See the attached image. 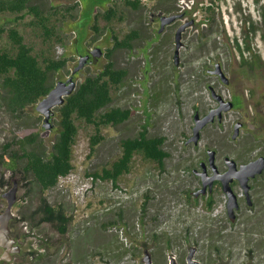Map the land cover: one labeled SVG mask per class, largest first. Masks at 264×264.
<instances>
[{
	"label": "rangeland",
	"instance_id": "1",
	"mask_svg": "<svg viewBox=\"0 0 264 264\" xmlns=\"http://www.w3.org/2000/svg\"><path fill=\"white\" fill-rule=\"evenodd\" d=\"M108 1L41 0L47 8L51 5H77L75 20L68 15L64 21L65 25L68 24L63 28L67 39L65 45L59 44L55 48L57 57L61 56L58 48L63 50L64 56L75 57L72 44L86 37L89 27L94 24L93 15L103 12ZM161 1H145L146 11H125L124 22L110 25L119 36L138 30L142 37L132 53L118 51L115 54L117 66L127 69L129 77L123 89L115 95L113 106L137 109V113L124 125L103 129L106 140L93 158H88V155L94 130L82 126L74 148L75 171L46 194L50 204L62 205L73 216L67 236H61L49 224L33 226L29 218L40 203L38 188L23 180L21 175L7 171L0 163V214L7 207L4 194L12 189L13 180L19 183L12 230L22 252L15 256L14 264H143V252L137 249L138 244L159 245L165 242L166 236L200 244L197 257L207 264H247L248 261L264 264V173L250 183L252 208L244 199L242 187H235L243 207L238 223L229 221L228 196L222 191L214 196L213 211L208 209L205 200L192 204L184 198V189L194 186L188 175L189 169L205 161L207 150L217 152V164L221 168L225 157L241 165L264 156V141L253 142L250 121L239 139L232 141L234 126L242 119L238 111L228 114L223 123L207 127L198 146L188 144L196 112L204 116L214 105L210 87L225 97L246 93L250 104L248 111L251 115L264 117V65L260 63L263 68L253 73L242 65V57L236 47L239 44L245 48L248 39L264 62V41L261 38L264 0H212L217 14L213 27L203 25L198 31L195 25L203 21L205 14L196 12L192 18H182L168 27L160 39H155L150 19L153 13L180 14L190 11L195 2L206 0H175V13L154 10ZM97 3L102 4L95 10ZM209 3L206 1V5ZM13 20L9 14L0 16V25L8 28L14 25ZM29 21L27 18L24 23ZM191 21L195 22L184 35L177 67L174 60L176 30ZM105 26L106 23L100 21V27ZM26 36L30 42L38 43L33 32L28 31ZM109 37V31L102 35L90 31L87 48L99 47L104 51L109 46ZM244 55L249 56L248 53ZM103 63L104 57L98 67ZM217 63L222 64L226 76L232 80L231 88L221 85L208 73ZM75 64L71 62L69 72L56 76V81L72 77ZM87 67L84 74L95 72L91 65ZM83 76L81 73L76 77L77 84ZM147 117L150 118L149 135L167 139L164 149L171 158L165 162V168L136 156L131 173L121 177L117 186L111 182H94L88 177L89 173L102 170L120 158V141L136 137L148 121ZM57 122L55 117L52 123L56 126ZM33 123L34 128L45 135L50 147L55 133L42 131L44 118L36 109L30 110L24 120H14L4 107H0V156L12 140L21 139L32 131ZM143 214L146 215L144 219ZM25 217L27 219L23 220ZM154 254L163 255L164 252L156 251Z\"/></svg>",
	"mask_w": 264,
	"mask_h": 264
},
{
	"label": "trees",
	"instance_id": "2",
	"mask_svg": "<svg viewBox=\"0 0 264 264\" xmlns=\"http://www.w3.org/2000/svg\"><path fill=\"white\" fill-rule=\"evenodd\" d=\"M206 1L210 2L209 5H206ZM206 1L195 2L190 11L183 13L185 18H192L196 12H204L203 21L195 25L198 31L203 25L213 27L216 22L217 14L213 1ZM101 4H95V10L100 8ZM159 4L154 10H166L168 13L177 11L175 0H162ZM76 8L77 5L71 7L51 5L47 8L41 0H0V16L9 14L14 17L12 21L14 25L8 28L0 25V107H4L14 120H24L30 110L36 109L58 83L56 76L69 72L71 62L76 63L74 69L78 66L79 58L89 45L90 31L97 35L108 31L110 33L109 46L104 50L103 65L98 67L99 65L92 64L94 73L84 74L85 69L81 71L79 75L83 73L84 76L80 77L77 90L66 98L62 107L55 109L58 122L56 126L53 124L51 133L55 135L50 147L47 145L45 135L34 128L33 123L31 128L34 129L21 139L12 140L0 156V163L7 171L21 175L23 180L29 181L39 190V206L29 218L33 221V226L49 224L61 236H67L74 218L62 205L50 204L46 194L56 189L61 179L68 178L75 171L74 148L82 126L94 130L89 141L88 155V158H93L106 140L104 128H117L136 116L137 109L113 106L115 95L123 89L129 77L127 69L117 66L115 54L118 51L132 53L135 44L142 37L138 30L119 36L110 25L124 22L125 11L143 13L147 10V5L144 0H109L103 12H95L93 15L94 24L89 27L86 37L83 40L77 39L72 44L74 48L72 54L75 57L70 58L69 55L57 57L55 48L59 44L65 45L67 39L63 28L68 24L65 25L64 21L68 15L75 20ZM27 18H30V21L24 23ZM262 19L264 20V13ZM100 21L105 22L106 26L101 28ZM28 31L36 35L38 43L34 44L27 39ZM254 35H257L256 31ZM247 37L248 35H245V38ZM261 38L264 41V30ZM236 47L240 51L244 67H248L253 73L264 67L260 65V63L264 65V62L256 54L248 39L245 41V48L239 44ZM245 53L249 56L245 57ZM235 106V109L241 110L244 106L243 101L236 98ZM147 119L136 137L120 141L122 151L120 158L102 170L89 173L88 177H92L94 182H111L117 186L121 177L131 173L136 156L163 168L165 162L171 158L164 149L167 139L163 136H150L148 125L150 118ZM251 137L253 142L262 140L253 133ZM211 206L212 202L208 207L212 209ZM26 219L25 217L23 220Z\"/></svg>",
	"mask_w": 264,
	"mask_h": 264
},
{
	"label": "water",
	"instance_id": "3",
	"mask_svg": "<svg viewBox=\"0 0 264 264\" xmlns=\"http://www.w3.org/2000/svg\"><path fill=\"white\" fill-rule=\"evenodd\" d=\"M146 2L153 0H144ZM183 15L175 14L170 16H162L161 18V29L162 33L165 28L172 25L179 19H182ZM193 23H186L182 25L176 34V53L174 56L175 66H179V53L182 48V36L183 33L190 27ZM104 57L103 49L97 47L93 50L88 51L87 56H83L79 59L78 66L74 69L72 77L66 81H59L54 89L49 93V95L43 99L36 107V111L44 118L43 129L46 131H51L53 129L52 120L55 118V109L62 107L66 98L71 96L77 90V82L74 77L80 71L89 66L90 59H92V64L97 65L101 58ZM213 75H218L221 77L225 84H229L230 80L226 76L223 66L221 63L215 65V70L212 72ZM213 97L218 101L219 107L210 110L206 115L202 116L197 112L194 116V128L193 135L189 139L188 144H193L198 146L202 140L203 131L212 126L215 123L221 124L224 121V114L229 113L233 110L234 104L232 102H227L222 96L216 93L214 89L211 90ZM243 128V123L238 122L234 126V133L232 135V141H237L241 136ZM209 163L215 171V177L209 179L205 185L209 184L212 188L213 182L215 180H221L223 184V190L229 198L228 211L232 220H234L235 211L239 209L238 195L235 193L231 184L235 179L240 183V186L245 192L247 201L249 205H252L251 200V180L256 179L264 173V156L257 158L249 163L242 164L240 170H238V164L235 160L230 157L226 158V163L230 168L229 172L225 175H220L217 165L216 156L217 152L214 150H208ZM13 187L7 193L4 194V199L7 202V207L3 213L0 214V248L4 249V254L0 257V264L2 261L11 263L15 260L14 256L19 255L22 252L21 245L16 238L13 237L12 222L14 220L13 209L18 202L19 194V183L17 180H13ZM206 192H204L205 194ZM192 257L190 256V260ZM146 264H152V259L149 254L145 257ZM195 264V263H194Z\"/></svg>",
	"mask_w": 264,
	"mask_h": 264
},
{
	"label": "flooded vegetation",
	"instance_id": "4",
	"mask_svg": "<svg viewBox=\"0 0 264 264\" xmlns=\"http://www.w3.org/2000/svg\"><path fill=\"white\" fill-rule=\"evenodd\" d=\"M149 2H151V1H149ZM180 15H183V13H180ZM151 16L152 17H150V19H151V24L153 25V30L155 31V39H160L162 37V35L166 32L168 27L175 25L177 22H179L181 20V19H179L178 21H176L172 25L167 26L165 28V30L162 33H160L159 31L161 29V18H162V16H170V15H165L163 12H158V13H153ZM183 18H185L184 15H183ZM191 22L194 24L195 21H191ZM184 24H186V23H184ZM180 27H178V29L176 30V34H177ZM190 27H188L187 30ZM186 31L183 33V36H182V45H184L183 38H184ZM176 34H175V40H176ZM88 51H89L88 48L85 49L82 57L87 56ZM175 53H176V51H175ZM101 60H102V58L100 59L99 63L101 62ZM91 61H92V59H90V62L88 65H92ZM99 63L97 65H99ZM214 70H215V66H214V69L209 70L208 73L212 77L216 78L221 85H224L225 87L231 88L232 80H230V83L228 85L225 84L222 81L220 76L212 74V72ZM223 70H224V68H223ZM79 73L76 74L75 77L78 76ZM212 89H214L216 91V93L219 94L220 96H222L227 102H232L234 104V108L231 112L238 111V113L242 116V119L238 120V122L243 123L242 130L247 128V126L249 125L248 121H250V126L252 127L253 134L258 135L262 140H264V132H263L264 131V117H262L258 114H257V116L255 114L251 115V113L248 111L249 108H247L248 106L250 107V104L247 103L248 97H247L246 93L239 94V95L234 94L233 96L225 97L222 93H220V91L217 92V90L214 87H210V91ZM211 96H212V99L214 101V105L210 108V110L219 107V103L217 100L214 99L212 91H211ZM236 98L243 101L244 106L241 110L235 109ZM231 112L224 114V120L227 117V115L230 114ZM215 124H213V125H215ZM192 135H193V128H192ZM189 145H191V144H189ZM206 155H207V157H206L205 161L202 160L197 165H195L194 167H191L189 169L188 175H189L190 179L193 180L192 182L194 183V186L192 188L186 187L184 189V198H185V201L187 203L190 202L192 204L205 200L207 207L209 206V203L212 202L211 207H213L215 194L219 191H222L223 193H225V192L223 190V184H222L221 180H218V179L215 180L213 182L212 188L210 187L209 184L205 185V183H207L209 179L214 178L216 175L214 169L211 167V165L209 163L208 150L206 152ZM226 158L227 157L224 158V166H223V168H221V166H219L217 164V156H216V165H217V168H218L220 175H225L230 170V168L228 167V165L226 163ZM241 165L238 164V170H240ZM164 168H165V164H164V167L161 169H164ZM251 181H253V180H251ZM238 185H240V183L237 179H235L233 181V183L231 184L234 191H235V187ZM204 192H206V193L204 194ZM244 199L247 202L248 206L250 208H252L253 204L249 205L246 195H245ZM238 201H239V209L235 211L234 220H232L230 217V214L228 211V205H227V215H228V219L231 223H234V222L237 223V221H239L241 219L240 218V211L242 210L243 207H242L241 199H239V197H238ZM228 202H229V198H228ZM228 202H227V204H228ZM208 209H210V208L208 207ZM212 211H213V208H212ZM144 217L146 218L145 214H143L142 218L144 219ZM155 218L156 217H153L154 220H156ZM153 238H155V236H153ZM137 247H138L137 249H139L143 252V255L141 257V262L143 264H146L145 263L146 254H149L151 256L152 264H194V263L195 264H207L205 261L199 260L197 257V255L200 251V244L194 243V242L190 243L188 239L182 238V240L181 239L180 240L179 239L174 240L172 237L166 236L165 242L160 243L159 245H157L156 243H139ZM156 251L164 252V254L163 255H161V254L156 255V254H154V252H156ZM3 254H4V249L0 248V257ZM190 256L192 257L191 260H190ZM14 258H15V256H14ZM14 261L11 263H8L6 261H2L1 264H14ZM252 263H253V261L247 262V264H252ZM210 264H212V263H210ZM213 264H216V263H213Z\"/></svg>",
	"mask_w": 264,
	"mask_h": 264
},
{
	"label": "built area",
	"instance_id": "5",
	"mask_svg": "<svg viewBox=\"0 0 264 264\" xmlns=\"http://www.w3.org/2000/svg\"><path fill=\"white\" fill-rule=\"evenodd\" d=\"M63 50L62 49H60V48H58V54L60 55L61 54V56L63 55ZM65 178H63V179H61V180H64ZM91 179L93 180V178L91 177ZM94 181V180H93Z\"/></svg>",
	"mask_w": 264,
	"mask_h": 264
},
{
	"label": "bare ground",
	"instance_id": "6",
	"mask_svg": "<svg viewBox=\"0 0 264 264\" xmlns=\"http://www.w3.org/2000/svg\"><path fill=\"white\" fill-rule=\"evenodd\" d=\"M237 194V193H236ZM219 217V216H218ZM187 222V221H186ZM235 223V222H234ZM238 223V222H237ZM237 225V224H236ZM169 233V232H168ZM233 247V246H232ZM229 249V248H228ZM228 251V250H227ZM225 253V252H224ZM236 254V253H235ZM238 256V255H237Z\"/></svg>",
	"mask_w": 264,
	"mask_h": 264
},
{
	"label": "clouds",
	"instance_id": "7",
	"mask_svg": "<svg viewBox=\"0 0 264 264\" xmlns=\"http://www.w3.org/2000/svg\"><path fill=\"white\" fill-rule=\"evenodd\" d=\"M80 59V58H79Z\"/></svg>",
	"mask_w": 264,
	"mask_h": 264
}]
</instances>
